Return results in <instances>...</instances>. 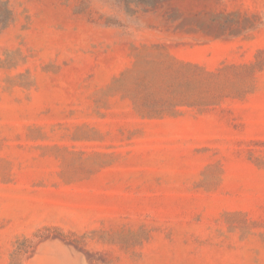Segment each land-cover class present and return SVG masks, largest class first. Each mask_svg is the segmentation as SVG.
<instances>
[{
    "label": "rangeland",
    "instance_id": "obj_1",
    "mask_svg": "<svg viewBox=\"0 0 264 264\" xmlns=\"http://www.w3.org/2000/svg\"><path fill=\"white\" fill-rule=\"evenodd\" d=\"M112 1L0 0V264H264V0Z\"/></svg>",
    "mask_w": 264,
    "mask_h": 264
},
{
    "label": "trees",
    "instance_id": "obj_2",
    "mask_svg": "<svg viewBox=\"0 0 264 264\" xmlns=\"http://www.w3.org/2000/svg\"><path fill=\"white\" fill-rule=\"evenodd\" d=\"M112 2L114 5H121L124 3V8L126 10L128 9L127 6L132 2L136 4H145L147 6L152 4L151 0H113ZM0 12H2L0 15V28H3L8 22L11 21V13L9 9L2 3H0Z\"/></svg>",
    "mask_w": 264,
    "mask_h": 264
}]
</instances>
